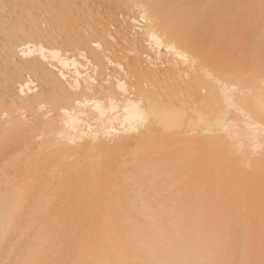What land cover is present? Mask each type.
I'll return each instance as SVG.
<instances>
[{
	"label": "bare ground",
	"instance_id": "bare-ground-1",
	"mask_svg": "<svg viewBox=\"0 0 264 264\" xmlns=\"http://www.w3.org/2000/svg\"><path fill=\"white\" fill-rule=\"evenodd\" d=\"M197 1L0 0V264H264V0Z\"/></svg>",
	"mask_w": 264,
	"mask_h": 264
},
{
	"label": "rangeland",
	"instance_id": "rangeland-1",
	"mask_svg": "<svg viewBox=\"0 0 264 264\" xmlns=\"http://www.w3.org/2000/svg\"><path fill=\"white\" fill-rule=\"evenodd\" d=\"M184 1V0H183ZM195 2H198L197 0H195ZM239 30L241 29H237V32H239ZM242 31V30H241ZM234 44V42H233ZM134 52V54H133ZM132 53V54H131ZM140 55V52L138 49H134L131 50L129 52V57L127 60V63L129 64L130 67H132L135 63V59ZM83 62H81L80 64H82ZM77 65V62H76ZM115 68L116 71L114 73V78L112 79L113 82L112 84L114 86H116V89H120L122 84L120 82V78L123 77V74L128 75L131 74V72H133V69H130L131 71L128 72V70L125 69V67L120 68L119 65L115 64ZM69 74H68V81H72L73 83H75V76L73 75L74 72V68L72 66H70L69 70H68ZM75 85V84H74ZM126 88L129 89V86L126 85ZM34 94V91L30 89V91L28 92V95L26 96H31ZM130 97V89L127 90L126 92V98ZM121 105L122 104H116V106H114V108L109 109L106 111V115L105 117H103L105 119V124L104 127L107 128V130H105V134H103L100 131L101 127H97V118H96V113L93 111H90L89 115L86 114H82L80 113L79 115L76 114V116L74 117V119L72 121H68V127L73 123L76 126V130H75V137L77 139V141L84 146L89 145L90 143H93L94 146L96 147H100V145H103L104 143L110 142L112 145H117V146H121V142L123 140H119L120 137L122 136L121 131L119 130L120 128H122V117H123V113L124 111L121 110ZM75 113V112H74ZM71 115L68 114V116H62L61 119L62 121H65L66 119L70 118ZM51 120V119H50ZM54 120V118H52V121ZM194 121L195 124H203V122L205 121V118H201V116H195L194 117ZM49 122H47L44 125V128H47V124ZM115 124V125H114ZM10 129H15L17 128L13 123L11 125H9ZM29 129H33L36 128L35 123H30V125L28 124ZM97 128V129H95ZM98 130V132H97ZM138 130H141V128H139ZM24 137H20V139L15 143V146L13 149L10 148V146H8V144H2L1 149H0V163L4 162L7 163L8 159L10 157V155L14 154L17 150H15V148L17 147H21L20 145L22 144L25 148V150L27 149L28 151H30V149L33 150V145L30 144L27 140H24ZM115 142V143H113ZM98 147V148H99ZM68 154H72L70 151L71 150H67ZM228 158L233 159V156H230ZM264 161L260 160V164H262L263 166ZM19 223H21L22 219L18 220ZM18 223V224H19ZM18 244L20 245H24L25 244V240H20L18 242ZM5 246L0 247V255H3V251H4ZM11 261L7 262L6 264H12L13 260H14V255L11 256Z\"/></svg>",
	"mask_w": 264,
	"mask_h": 264
}]
</instances>
